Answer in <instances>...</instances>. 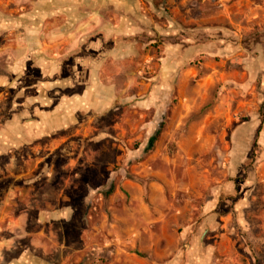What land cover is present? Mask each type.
Listing matches in <instances>:
<instances>
[{"label": "rangeland", "instance_id": "374dc122", "mask_svg": "<svg viewBox=\"0 0 264 264\" xmlns=\"http://www.w3.org/2000/svg\"><path fill=\"white\" fill-rule=\"evenodd\" d=\"M38 1L0 0V264H264V0Z\"/></svg>", "mask_w": 264, "mask_h": 264}, {"label": "crops", "instance_id": "0c3cea01", "mask_svg": "<svg viewBox=\"0 0 264 264\" xmlns=\"http://www.w3.org/2000/svg\"><path fill=\"white\" fill-rule=\"evenodd\" d=\"M100 1L103 2L105 0H100ZM76 3H79L80 5H84V4H86V5L88 4L89 5L90 3H93V2H92V0H39L37 2V5L40 6V7L50 6L52 8H54V7L55 8H57V7L63 8V10L65 11V13H67V15L70 17V16H72L70 8L71 7H74L76 5ZM68 11H69V13H68ZM39 17H42V20L47 19V16H45L44 13H42V15L40 14ZM94 21L97 22L96 20H94ZM82 27L83 26H81V29H82ZM81 29H79V31ZM75 36H76L75 34H74V36L70 35L67 38V42L66 43H68V44H72L73 43L74 44L75 43V39H76ZM53 47H54V45H53ZM69 51L70 52H68L65 55H67V57H69V58H72V56H68V55L69 54H71V55L74 54L76 50H71L70 49ZM59 55H61V54L58 53L57 54V57L56 56H53L52 58L53 59H56V58H61V57H64L65 56V55H62V56L58 57ZM120 55H121L120 53L118 54L117 52H115V53H112L111 54V52L109 53V51H108V52L103 53V56H102L103 58L100 61V60H98L96 58H95V60H92L91 57H87L83 53L80 56L78 55L77 57H75L76 60L74 59V62H73L74 65L73 66L78 67V68H79V66H83L84 69L86 67L93 68V69H96V70L98 68H101L102 69V67L106 63V60H107L108 57L111 56V57H113L114 60H117V59H119ZM59 60H61V59H59ZM46 65H48V64H46ZM49 67H51L52 70H54L53 71V74H55V75H57L58 72L61 69H63V65H61L60 62H57V65L56 66L50 65ZM89 97H90L89 92H85L82 95H79V96L75 97V99H71V100L66 101L67 107H65V108H67V109L65 110V112H66L67 115L64 116L61 119L68 120L74 112H77L78 110H80L82 108V106H84L85 104H88L89 103ZM12 134H16V132L15 133H12ZM16 135H14V138H16V139L17 138H20L21 139V136H19V135L16 136ZM22 136H23V138L25 137L23 134H22ZM6 137H7V131H6Z\"/></svg>", "mask_w": 264, "mask_h": 264}, {"label": "trees", "instance_id": "16d2710c", "mask_svg": "<svg viewBox=\"0 0 264 264\" xmlns=\"http://www.w3.org/2000/svg\"><path fill=\"white\" fill-rule=\"evenodd\" d=\"M261 115V122L264 123V110L261 111L260 113ZM161 129H162V123H160L157 127V129L155 130L153 136L150 138V141H149V146L150 148H152L154 146V144L156 143L157 139H158V136L160 135L161 133ZM257 146V143H255V147ZM106 192H109V191H106Z\"/></svg>", "mask_w": 264, "mask_h": 264}]
</instances>
